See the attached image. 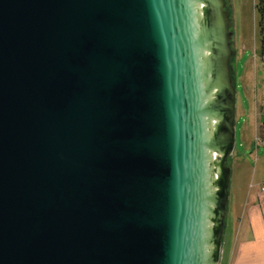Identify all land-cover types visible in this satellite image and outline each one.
<instances>
[{
	"label": "water",
	"instance_id": "1",
	"mask_svg": "<svg viewBox=\"0 0 264 264\" xmlns=\"http://www.w3.org/2000/svg\"><path fill=\"white\" fill-rule=\"evenodd\" d=\"M225 0H0V264H218L235 117Z\"/></svg>",
	"mask_w": 264,
	"mask_h": 264
},
{
	"label": "rangeland",
	"instance_id": "2",
	"mask_svg": "<svg viewBox=\"0 0 264 264\" xmlns=\"http://www.w3.org/2000/svg\"><path fill=\"white\" fill-rule=\"evenodd\" d=\"M229 11V29L232 32L230 71L235 89L234 137L235 145L226 163L230 167L229 192L241 198L242 191L250 182L264 176V55L260 51L259 15L257 0H225ZM252 152H249V142ZM235 189V190H233ZM231 200V199H230ZM226 208L222 236L223 252L233 238L236 218Z\"/></svg>",
	"mask_w": 264,
	"mask_h": 264
},
{
	"label": "crops",
	"instance_id": "3",
	"mask_svg": "<svg viewBox=\"0 0 264 264\" xmlns=\"http://www.w3.org/2000/svg\"><path fill=\"white\" fill-rule=\"evenodd\" d=\"M252 146L250 141L249 148ZM239 197L235 191L232 195L229 192L228 201L231 199L230 211L236 218V227L223 252V264H264V176L247 183ZM221 256L222 245L220 260Z\"/></svg>",
	"mask_w": 264,
	"mask_h": 264
},
{
	"label": "trees",
	"instance_id": "4",
	"mask_svg": "<svg viewBox=\"0 0 264 264\" xmlns=\"http://www.w3.org/2000/svg\"><path fill=\"white\" fill-rule=\"evenodd\" d=\"M256 10L259 15V42H260V51L264 55V0H257ZM262 135L264 136V128L261 126Z\"/></svg>",
	"mask_w": 264,
	"mask_h": 264
},
{
	"label": "built area",
	"instance_id": "5",
	"mask_svg": "<svg viewBox=\"0 0 264 264\" xmlns=\"http://www.w3.org/2000/svg\"><path fill=\"white\" fill-rule=\"evenodd\" d=\"M262 127L264 128V113L262 115ZM263 189V188H262Z\"/></svg>",
	"mask_w": 264,
	"mask_h": 264
}]
</instances>
